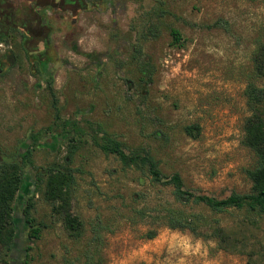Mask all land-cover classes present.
Returning <instances> with one entry per match:
<instances>
[{
	"label": "rangeland",
	"instance_id": "rangeland-1",
	"mask_svg": "<svg viewBox=\"0 0 264 264\" xmlns=\"http://www.w3.org/2000/svg\"><path fill=\"white\" fill-rule=\"evenodd\" d=\"M166 3L172 15L165 19L161 36L140 41L152 71L150 79L141 80L134 59L139 0H105L102 11L92 8L84 13L73 37L58 35L61 61L54 75L56 95L41 85L32 71L36 66L25 56L19 59L22 66L15 64L0 76V163L4 157L18 159L33 148L25 189L38 190L31 193L35 195L31 216L44 224L40 239L29 241L31 250L26 247L23 253L20 248L14 255L3 250L0 264H24L22 253L27 264H80L98 220L108 225L103 231L104 264L247 262L248 256L239 250H224L215 240L188 230L160 226L158 235L149 239L147 232L155 225L148 220L127 221L125 215L132 208L173 201L171 187L153 184L146 170L124 168L116 155L95 144L88 129L79 151L69 158L70 166L78 170L73 211L85 221L83 239L70 236L43 195L46 176L37 175L38 171L45 173L67 155V141L61 138L64 120H75L83 127L93 124L101 131L99 136L113 135L128 153L149 150L167 176L180 173L195 193L227 198L234 192H250L247 171L258 159L243 143L244 123L250 115L245 90L253 79V52L263 35L264 0ZM153 4L145 0L146 7ZM171 26L181 31L184 46L172 44ZM18 41L13 39V45ZM74 43L77 49L63 47ZM4 50L0 45V54ZM257 82L264 85V80ZM57 112L62 117L58 121ZM196 123L202 127L199 138L185 131ZM66 130L75 135L71 126ZM33 133L40 134L36 145ZM187 209L217 219L251 241L264 238L261 229L240 228L241 220L249 216L245 211L215 213L195 204ZM19 212L26 219L24 208ZM260 223L264 229V219Z\"/></svg>",
	"mask_w": 264,
	"mask_h": 264
},
{
	"label": "trees",
	"instance_id": "trees-1",
	"mask_svg": "<svg viewBox=\"0 0 264 264\" xmlns=\"http://www.w3.org/2000/svg\"><path fill=\"white\" fill-rule=\"evenodd\" d=\"M153 1V5L146 7L145 0H139L142 9L139 21L133 26V30L139 32L137 38L139 43L135 44L137 53L134 59L141 72V80L152 78V71L148 61L143 58V46L140 41L159 38L165 19L172 15L166 0ZM169 31L174 46L185 45V39L179 29L171 26ZM252 61L253 79L249 81L245 90L250 115L244 123L243 139L244 145L250 148L258 159L257 165L247 171L252 182L250 192H234L227 198L195 193L186 187L180 173L167 176L162 171L159 160L149 150L139 149L128 153L124 150L122 142L113 135L104 132L99 136L101 131L93 124L83 127L75 120H64L61 138L67 141V155L63 163L53 162L45 169V173L39 170L37 175L46 176L44 198L50 203L53 215L63 223L70 236L77 240L83 239L86 225L85 221L73 211L78 170L70 166L69 158L77 154L82 138L90 130L95 144L105 153L116 155L124 168L146 170L153 184L171 187L173 201L132 208L125 215V219L131 223L140 219L148 220L155 225V228L147 232L149 239L158 235L160 226L181 231L188 230L204 239L215 240L224 250L234 249L246 254L248 258L245 264H264V238L255 237V240L251 241L247 235L238 233L232 227L224 226L219 220L210 219L201 212L187 209V206L195 204L204 205L215 213H223L230 209L242 210L249 216L241 220L240 228L247 226L253 228L252 231L261 229L264 232L260 223L261 219H264V85L257 82L264 80V30L253 52ZM44 66L46 67V64ZM48 89L56 95L53 79L49 82ZM61 118L60 113L57 112L55 119L58 121ZM70 126L75 135L71 130H66ZM185 131L189 136L199 138L202 127L197 123L191 124L185 127ZM32 139L36 145L40 141V134L33 133ZM32 155L33 148H28L20 158H12L8 162L0 163V254L6 250L14 255L15 251L17 253L20 251V248L25 253L26 247L28 250L32 249L29 241L40 239L42 235L44 224L31 216V210L35 205L31 202L35 195L32 196L31 193H37L38 190L25 189L28 184L26 167L32 164ZM33 184L37 185L36 181ZM17 201L20 205H17ZM23 208L26 219L19 212ZM107 226L98 220L91 228V236L80 264H104L103 231L108 229ZM23 253L20 254V258L23 259L24 264H27Z\"/></svg>",
	"mask_w": 264,
	"mask_h": 264
},
{
	"label": "flooded vegetation",
	"instance_id": "flooded-vegetation-1",
	"mask_svg": "<svg viewBox=\"0 0 264 264\" xmlns=\"http://www.w3.org/2000/svg\"><path fill=\"white\" fill-rule=\"evenodd\" d=\"M104 2L88 1L87 4L85 0H0V45L5 49L0 54V76L7 75L15 64L22 66L19 59L25 56V61L36 66L32 71L39 75L41 85L48 89L52 79L54 85L56 65L61 61L58 52L61 47L56 38L61 33L65 37L68 34L70 38L73 37L84 13L92 8L102 11ZM62 22H66L63 29ZM15 38L19 39L17 46L13 45ZM63 47L77 49V44ZM4 159V162L9 161Z\"/></svg>",
	"mask_w": 264,
	"mask_h": 264
}]
</instances>
